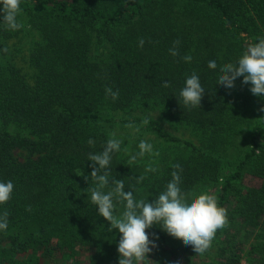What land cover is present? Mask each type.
Returning <instances> with one entry per match:
<instances>
[{"label": "trees", "instance_id": "1", "mask_svg": "<svg viewBox=\"0 0 264 264\" xmlns=\"http://www.w3.org/2000/svg\"><path fill=\"white\" fill-rule=\"evenodd\" d=\"M21 8V29L0 21V181L14 184L0 205V214L9 213L0 264H118L120 234L108 231L90 200L95 184L84 179L89 153L102 151L111 133L123 141L111 177L123 179L125 191L151 202L179 164L189 199L214 189L227 212L228 225L204 254L170 243L159 225L146 229L150 239L159 236L151 264H197L201 255L209 257L204 264H239L242 256L264 264V124L232 161L223 135L249 107L264 123V96L253 95L243 77L231 90L217 84L219 66L264 37V0H21ZM193 72L205 89L201 108H186L179 97ZM106 87L119 98H106ZM163 116L190 128L199 144L168 131ZM147 135L162 153L157 148L149 164L142 157L129 163ZM170 147L181 152L170 156ZM123 209L117 202L114 214Z\"/></svg>", "mask_w": 264, "mask_h": 264}, {"label": "clouds", "instance_id": "2", "mask_svg": "<svg viewBox=\"0 0 264 264\" xmlns=\"http://www.w3.org/2000/svg\"><path fill=\"white\" fill-rule=\"evenodd\" d=\"M0 21L8 30H19L23 24L18 21L21 14V0H0ZM145 41L140 38L139 47H143ZM180 40L173 41V47L169 49L170 55L179 56L178 46ZM4 52L8 49L4 48ZM185 62H191L192 56L182 57ZM218 67L215 60L208 62V68L216 70ZM219 76L217 84L226 89L235 88V81L238 77H243L242 84H251L250 92L255 96H264V37L258 38V42L249 43L246 50L236 62L225 63L219 66ZM170 85L166 82L163 87ZM106 98L111 97L113 101L119 98V91H113L111 87L105 88ZM205 89L202 86L199 76L193 72L184 82V86L179 92V97L186 108H201V101L204 97ZM259 111L264 112V107ZM149 120L143 119L142 124L147 125ZM127 128H135L139 132L140 127L132 123L125 125ZM90 146H94L95 141L88 140ZM123 141L111 133L102 151L89 153L88 161L92 171L89 176H85L86 182L91 177L95 186L88 189L90 191L91 203L98 209V214L109 222V232L118 230L120 237L117 246L119 253L118 264H143L148 259L153 249L158 247L156 241L159 236L152 234L150 239L146 229L153 225H159L169 236L181 240L184 245L192 246L196 254H204L212 244L218 230L224 229L228 225L227 212L223 207L218 206L217 198L208 193H201L194 198L189 197L182 191L181 175L182 168L179 164H174L175 169L172 179L165 186V190L151 202L145 199H137L132 190L125 191L123 179L111 177L110 166L113 155L122 150ZM139 151L131 155L129 163L136 161L138 157L145 154L159 156V152L153 151V145L145 140H141L138 145ZM127 152V149H123ZM147 171L155 172L156 168L149 166ZM83 175V173L81 174ZM145 177L136 179L137 183L143 181ZM112 187L105 192L109 185ZM14 191V184L11 180L0 181V205L11 199ZM117 202L123 203L122 213L115 215ZM31 211L29 207L27 209ZM9 213L4 211L0 214V231L8 228ZM154 262V261H151ZM157 264V262H155ZM176 264H181L177 261Z\"/></svg>", "mask_w": 264, "mask_h": 264}, {"label": "rangeland", "instance_id": "3", "mask_svg": "<svg viewBox=\"0 0 264 264\" xmlns=\"http://www.w3.org/2000/svg\"><path fill=\"white\" fill-rule=\"evenodd\" d=\"M19 43V41H18ZM253 107H249L247 108L245 111H243V113L238 112L236 114V117H238V119H232L233 121V125L230 126V128H228L225 132H223V135L227 138L228 144H227V149H228V159L229 160H233L236 159L237 157L242 156V154H244V152L248 149V139L249 137L260 131V128L262 126L260 117L255 115L253 113ZM162 124L163 126L170 132L179 135L183 138L189 139L192 142H194L195 144H199L198 143V135L191 131L190 128H186L185 125H181L178 123H173L171 122L168 117L163 116L162 117ZM16 130H19V128L16 127ZM143 140L151 143L153 145V151L156 152L157 148H159L161 150L160 153H162V149L159 146L158 143H156L153 139L152 135H147L143 138ZM165 148V147H164ZM167 152L169 153L170 156H174V155H178L181 150L179 149H175L173 147H170ZM159 153V154H160ZM156 159V156L153 154H146L144 157H142V160L144 163L149 164L152 161H154ZM214 189H210L207 190V192L204 193H208V194H214L215 191H212ZM162 229V228H161ZM163 231V230H162ZM165 233V236L167 238L168 241H170V243L174 244V245H178L183 243L181 240L173 238L171 236H169L165 231H163ZM241 235V234H240ZM250 241H252V237L250 236V238H248V240L245 241V248L248 246V244L250 243ZM150 260V259H149ZM209 257L204 255L198 256L196 258V263L197 264H204L202 261H208ZM143 264H151L150 261H146L143 262ZM239 264H251L248 259L244 256H242Z\"/></svg>", "mask_w": 264, "mask_h": 264}]
</instances>
